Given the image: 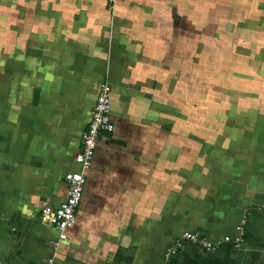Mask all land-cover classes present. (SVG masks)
<instances>
[{"label": "crops", "instance_id": "1", "mask_svg": "<svg viewBox=\"0 0 264 264\" xmlns=\"http://www.w3.org/2000/svg\"><path fill=\"white\" fill-rule=\"evenodd\" d=\"M105 81L115 129L56 248L41 212L67 196ZM243 219L239 248L166 260L185 231L216 241ZM50 256L264 264V0H0V264Z\"/></svg>", "mask_w": 264, "mask_h": 264}, {"label": "built area", "instance_id": "2", "mask_svg": "<svg viewBox=\"0 0 264 264\" xmlns=\"http://www.w3.org/2000/svg\"><path fill=\"white\" fill-rule=\"evenodd\" d=\"M116 0H108L110 11L115 7ZM111 93L112 85L105 81L99 90L97 100L92 110V118L87 129L82 134V148L75 156V162L79 169L67 172L65 181L67 183V196L56 207L45 206L42 209V220L54 225L60 232L59 239L54 242V247L58 248L62 241L68 238L67 230L72 227L77 220V211L80 206L84 187L87 182V172L92 167L96 149L99 141L104 134L111 133L115 129L111 118ZM246 221L242 220L237 226L238 234L235 236L226 235L216 241L210 240L201 232L185 231L176 240L173 246L167 249L166 260H169L174 254L186 245H194L199 249L213 253L223 247L225 244H233L239 248L243 241L244 225ZM45 264H54V256L46 259Z\"/></svg>", "mask_w": 264, "mask_h": 264}, {"label": "rangeland", "instance_id": "3", "mask_svg": "<svg viewBox=\"0 0 264 264\" xmlns=\"http://www.w3.org/2000/svg\"><path fill=\"white\" fill-rule=\"evenodd\" d=\"M185 122H186V124H189L190 120L186 117V118H185ZM204 136H205V135H204ZM209 137H212V135L209 136ZM205 138L208 140V135H207ZM209 140H210V138H209Z\"/></svg>", "mask_w": 264, "mask_h": 264}, {"label": "trees", "instance_id": "4", "mask_svg": "<svg viewBox=\"0 0 264 264\" xmlns=\"http://www.w3.org/2000/svg\"><path fill=\"white\" fill-rule=\"evenodd\" d=\"M113 121V120H112ZM112 133V132H111ZM111 133H107V134H104L103 136H105V135H110Z\"/></svg>", "mask_w": 264, "mask_h": 264}]
</instances>
